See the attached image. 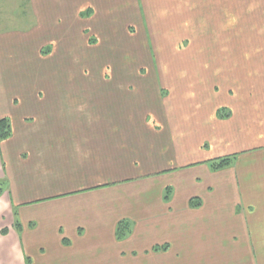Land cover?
Here are the masks:
<instances>
[{
    "label": "crops",
    "instance_id": "obj_1",
    "mask_svg": "<svg viewBox=\"0 0 264 264\" xmlns=\"http://www.w3.org/2000/svg\"><path fill=\"white\" fill-rule=\"evenodd\" d=\"M1 2L0 264H264V0ZM234 21L257 36L212 34ZM131 28L162 49L142 95L59 81Z\"/></svg>",
    "mask_w": 264,
    "mask_h": 264
},
{
    "label": "rangeland",
    "instance_id": "obj_2",
    "mask_svg": "<svg viewBox=\"0 0 264 264\" xmlns=\"http://www.w3.org/2000/svg\"><path fill=\"white\" fill-rule=\"evenodd\" d=\"M1 6L2 2L0 0V7ZM12 27L18 29L22 28L19 24H15ZM131 30V34L134 37L123 38L121 42L114 43V46H110L111 44H100L99 46L95 47L94 45L98 44L96 43L90 44L91 47L82 45L81 47L75 48V52L73 53L74 58L72 57V59L68 60V72L66 73L64 70L63 73L59 76V81L63 82L62 79L64 77L69 84H74L75 86H83L82 84L101 83L111 85L116 91H118V84L131 85L130 83H133V88L137 90V93L139 95H142V89L145 90V86L154 85V82L156 80H159L163 75L162 63H159L157 51L155 50V48H158V53L160 55L162 49L160 44L155 42H152V44H147L148 42L143 41L142 43L138 39V37H141L139 35V32L135 31L137 29L134 30V28H131ZM257 30L258 27L238 28V22L234 21L233 28H217L216 32H213L212 34L228 33L234 36V33L240 35L242 32H246L249 35L250 39H252V36H257ZM194 39L195 37L192 36V43ZM129 45H135L136 50L134 51L133 49H131ZM123 46H125L124 49H122ZM152 46L154 47V50H152ZM140 50L145 52L148 56L145 54H141L139 52ZM104 67L106 69H104ZM167 80L170 81V79ZM85 93H87V91L81 92L75 90L73 95L74 98H82L83 94ZM208 94L209 101H212L216 98V96H214L212 92H208ZM219 97L226 99V96L224 95H220ZM196 147L197 146L193 147L191 150H193V153L195 155H198L200 154V152L198 150H194L196 149ZM157 176H159L158 178H161V175H154L153 177ZM165 179L166 178H164L163 180ZM243 205L244 204H239L235 206V204H233V212L229 217L232 222L235 220V216L241 217L240 215L236 214V208L237 211H243V213H245V211L251 212V210L254 211L256 209V207L252 206L251 208H246L244 210ZM244 217L245 215L243 216V218ZM261 221L264 222V217L261 218ZM260 226H264V223H260ZM233 238L236 239L237 236L235 235ZM147 257L149 256H146V258ZM133 259L137 258L133 257ZM138 262L139 264H155V261L151 259H144L142 257H138Z\"/></svg>",
    "mask_w": 264,
    "mask_h": 264
},
{
    "label": "trees",
    "instance_id": "obj_3",
    "mask_svg": "<svg viewBox=\"0 0 264 264\" xmlns=\"http://www.w3.org/2000/svg\"><path fill=\"white\" fill-rule=\"evenodd\" d=\"M219 114H222L221 111L219 112ZM12 134H13V126H12L11 120L7 117L1 118L0 119V141L8 139L9 137L12 136ZM230 164H231V158L230 157H223V158L214 160V162L212 163V166L215 170H219L221 168L229 166ZM2 185L3 184L0 183V196L4 192V188ZM168 194H169V192L167 191L166 199H169ZM192 204L193 205L194 204L199 205V201L193 199ZM17 226L21 227L20 222L17 223ZM131 232H132L131 223L128 220H123L119 223V225L117 227V238L118 239H124ZM167 248H168L167 244H164L162 246L157 245V246H155L154 250H160V249L165 250Z\"/></svg>",
    "mask_w": 264,
    "mask_h": 264
}]
</instances>
